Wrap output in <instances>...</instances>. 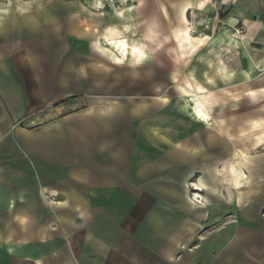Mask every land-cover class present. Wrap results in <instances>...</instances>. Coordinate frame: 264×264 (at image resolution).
I'll list each match as a JSON object with an SVG mask.
<instances>
[{"label": "crops", "instance_id": "0c3cea01", "mask_svg": "<svg viewBox=\"0 0 264 264\" xmlns=\"http://www.w3.org/2000/svg\"><path fill=\"white\" fill-rule=\"evenodd\" d=\"M96 3L0 0V264H264V0L189 63Z\"/></svg>", "mask_w": 264, "mask_h": 264}, {"label": "rangeland", "instance_id": "374dc122", "mask_svg": "<svg viewBox=\"0 0 264 264\" xmlns=\"http://www.w3.org/2000/svg\"><path fill=\"white\" fill-rule=\"evenodd\" d=\"M97 3V9L95 14L91 15L92 18L100 23L110 26H120L117 30L107 29L104 31L107 40L114 39L117 41L122 38L125 40L127 48L128 34L130 39H134V46H142L143 39L146 35L153 33L155 37L166 38L167 43L171 44L167 46V53H174L177 50L183 51V57L186 58L189 63L191 55L194 54H206V42L207 39L215 35L224 26L219 23L216 27L214 22L213 11L217 10L216 0H95ZM190 6V10L186 13V7ZM103 13V17H99L96 13ZM216 11V12H217ZM129 14L128 16L126 14ZM220 18L225 17L226 14H219ZM215 28V32L213 30ZM151 28V29H150ZM150 30V31H149ZM123 35H118V32H122ZM237 31H240L238 33ZM244 28L240 26L236 28L235 33L239 36L244 35ZM199 39L197 45H190L193 43L191 40ZM106 40V39H105ZM174 40H182L183 46H174ZM188 40V41H185ZM191 42V43H190ZM107 43V42H106ZM107 46L112 47L113 50H117L114 46L107 43ZM137 50V48H135ZM120 55V53L118 52ZM132 55V54H130ZM129 55V56H130ZM128 57H122L120 62L124 61ZM124 59V60H123ZM130 60V59H129ZM128 60V61H129ZM123 72H126L124 69Z\"/></svg>", "mask_w": 264, "mask_h": 264}, {"label": "bare ground", "instance_id": "6f19581e", "mask_svg": "<svg viewBox=\"0 0 264 264\" xmlns=\"http://www.w3.org/2000/svg\"><path fill=\"white\" fill-rule=\"evenodd\" d=\"M119 33L120 32H118V35L120 36ZM117 39L116 40L111 39L110 45L114 46L117 49V52H119L120 55L124 56L126 54V52H125L126 51L125 40L122 38L121 40L117 41ZM191 102H192L191 105H193L192 111H193V114L195 115V117L198 118L199 120L204 121V122L209 121L210 120V117L208 115L209 112L208 113L206 112L207 110H205L202 102L200 101V99H198V97L196 95L192 96ZM197 198H199V197H197Z\"/></svg>", "mask_w": 264, "mask_h": 264}, {"label": "built area", "instance_id": "2783aa9c", "mask_svg": "<svg viewBox=\"0 0 264 264\" xmlns=\"http://www.w3.org/2000/svg\"><path fill=\"white\" fill-rule=\"evenodd\" d=\"M238 33H240V31H237Z\"/></svg>", "mask_w": 264, "mask_h": 264}]
</instances>
